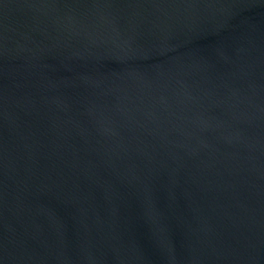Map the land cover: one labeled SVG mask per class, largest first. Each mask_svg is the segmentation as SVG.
I'll list each match as a JSON object with an SVG mask.
<instances>
[{
  "label": "water",
  "instance_id": "95a60500",
  "mask_svg": "<svg viewBox=\"0 0 264 264\" xmlns=\"http://www.w3.org/2000/svg\"><path fill=\"white\" fill-rule=\"evenodd\" d=\"M0 264H264V0H0Z\"/></svg>",
  "mask_w": 264,
  "mask_h": 264
}]
</instances>
